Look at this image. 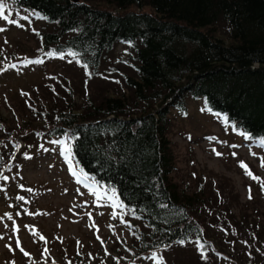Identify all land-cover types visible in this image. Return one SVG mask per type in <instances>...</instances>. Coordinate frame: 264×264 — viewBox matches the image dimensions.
Instances as JSON below:
<instances>
[{"label":"trees","instance_id":"1","mask_svg":"<svg viewBox=\"0 0 264 264\" xmlns=\"http://www.w3.org/2000/svg\"><path fill=\"white\" fill-rule=\"evenodd\" d=\"M6 1L12 9L47 17L34 31L37 55L27 59L55 51L70 61L67 53L75 52L80 64L71 63L83 70L85 81L99 79L106 89L88 87L78 100L69 78L53 74L56 88L50 82L44 87L47 94L42 89L39 100L34 99L38 103L29 105L41 123L29 128L19 123L16 129L26 139L24 148L30 138L45 143L65 136L78 170L107 191L115 190L126 206L123 213L136 247L119 264L164 245L189 249L198 238L208 247L211 226L247 228L245 219L236 220L221 206L209 207L206 182L190 190L172 178L176 161L168 132L171 113L186 116L188 98L200 99L207 112L227 119L233 133H245L259 145L264 138V0ZM119 44L127 46L124 57L114 56ZM24 59L14 65L22 66ZM85 63L90 78L81 67ZM18 150L12 156L23 152ZM8 157L0 152V172L9 167ZM254 230L244 243L248 255L252 246L264 247L262 229ZM181 239L183 246L176 243ZM192 247L188 262L179 264H222L209 248L202 259L195 243ZM88 251L76 248L80 254L72 251L70 259L63 254L62 263L117 264L116 259H87Z\"/></svg>","mask_w":264,"mask_h":264},{"label":"rangeland","instance_id":"2","mask_svg":"<svg viewBox=\"0 0 264 264\" xmlns=\"http://www.w3.org/2000/svg\"><path fill=\"white\" fill-rule=\"evenodd\" d=\"M7 12L12 13V19L29 15L31 24L20 20L24 25L21 28L0 19V28L6 29L0 32V114L3 120L0 124V152L4 157L9 155L6 162L9 167L0 172L9 177L7 182L0 180V188L4 189L0 191V235L4 237L0 240V264H66L62 263L65 262L62 255L73 258L72 251L76 256V248L79 250L81 247L90 250L88 252L91 256L88 255L87 259L92 257L93 260L95 256L100 261L119 260L123 256L131 258L130 247L133 251L136 247L132 245L134 242L127 226V216L122 213L127 224L121 223V209H115L117 216L114 219L110 202L97 200L92 188L102 197L112 193L90 179L78 182L83 177L71 174L70 167H74L80 175L81 172L72 161L69 164L65 156L61 155L62 144L67 142L65 136L59 140L61 144H53L51 141L37 143V139L30 138L28 141L31 144L24 148L27 145L26 139L16 129L19 123L27 128L41 123L38 117L33 119L29 105L32 106V102L34 105L38 103L34 99L39 100L38 96L43 94L42 89L48 88L50 82L56 88L57 82L51 78L53 74H58V77L63 74L69 78V83L77 89L78 100L88 87L101 92H106V89L98 84L99 79L85 81L83 70L69 63L68 59L44 56L40 57L44 61L42 64L8 67L10 62L19 63L17 59L34 58L37 55L38 40L34 31L45 23L23 10L12 9L6 1ZM125 47L119 44L114 56H126L123 52ZM6 67L7 70H4ZM43 92L47 94L46 90ZM201 109L200 99L188 98L186 116L180 115L177 110L171 113L168 137L176 161L171 176L181 187L190 190L198 188L200 181L206 182L209 194L212 195L209 207L221 206L234 215L236 220L245 219L243 221L247 228L242 231L233 230L232 227L230 230L221 226L210 227L206 237L209 245L205 248H209L214 260L222 264H264V247L259 244L252 246L248 255V245L244 244L249 243V237L254 236L257 227L262 229L260 236L264 238V191L259 181L245 175L240 167L243 161L254 175L264 180V167L260 166L264 150L243 135L233 133L220 115ZM17 145V152L22 148L23 152L12 156ZM231 145L239 147L233 148ZM213 148L222 155L217 156ZM233 152L236 153L235 157ZM25 154L31 158H25ZM18 196H23L24 201L18 200ZM5 213L11 214L13 219L9 220ZM13 221L19 229L15 233L12 230ZM93 223L95 227H92ZM41 236L45 239H40ZM17 239L29 256H25L16 247ZM6 244L11 245L13 250L5 247ZM189 245V249L152 248L142 256H137L142 259H133L137 261L127 264H154L149 258L154 252L162 255L165 263L188 262L195 250L192 247L194 243ZM45 247L47 253L44 252ZM105 249L110 255H105Z\"/></svg>","mask_w":264,"mask_h":264},{"label":"snow or ice","instance_id":"3","mask_svg":"<svg viewBox=\"0 0 264 264\" xmlns=\"http://www.w3.org/2000/svg\"><path fill=\"white\" fill-rule=\"evenodd\" d=\"M17 15H19V13H17ZM31 15L32 16H36V18H38V19H47V17L40 16L38 13H35L34 11L31 13ZM11 16H12L11 12H7L6 13V0H0V19L4 20L8 24H13V25H15L17 27H21V28H23L24 25L20 23V20L27 21L29 25L31 24V19H30L29 15L19 16V19H12ZM3 31H6V29L5 28H0V32H3ZM5 43H7V41H5ZM44 55L48 56V57H56V58H59V59H64V57H65V53H56L55 51L46 52V53H44ZM67 55L71 56L73 58V60H70L69 63L75 61L77 64H80V61L78 59H76V57L78 55L77 53L69 51L67 53ZM43 62H44L43 59H40V58L35 59V60H31V59L25 58L22 61L24 66H27V65H30V64H42ZM8 67L15 68L17 66L13 64V65H10ZM81 67H83L86 70V75L89 76V78H90L91 77V73L87 72L88 65L86 63L85 64H81ZM4 70H7V67ZM116 82L119 83V81H116ZM206 110L207 109H203V108L201 109V111H206ZM217 115L219 116V114H217ZM224 122L227 123V119L226 118H225ZM241 135H243L245 139H251V137L248 136L245 133H241ZM209 139L211 140V139H214V138H209ZM51 143H53V144H61L62 142L59 141V140H53V141H51ZM221 143H223V142H221ZM258 143H259V145L261 147H264V138H261L258 141ZM16 147L19 148L18 145ZM41 147H43V146L41 145ZM231 147L235 148V147H239V146L238 145H231ZM212 151L217 156H221L222 155V153L217 152L215 148H213ZM61 155L65 156L66 162L71 164V161H72V149L69 146V142H64L62 144ZM232 155L235 157L236 153L233 152ZM252 155L255 156L256 153H252ZM25 158L30 159L31 157H29V156H27V154H25ZM0 159H2V158H0ZM260 166L264 167V157L260 158ZM240 167L244 170L245 175H247L248 177H250L253 180L259 181L260 188H261L262 191H264V180H260L259 177L254 175L253 172L248 168V166L243 161L240 162ZM69 171L71 172V174L73 176L77 175V172L74 169V167H70ZM81 176L83 177V180H78V182H83V181H87L88 180L87 175L84 174L82 171H81ZM0 180L7 182L9 180V177L7 175H3L2 173H0ZM20 187L23 188V185H20ZM3 190H4L3 188H0V191H3ZM28 191H31V189H28ZM111 191H112V195H106V196L102 197L101 194L95 188H92L93 195L96 196L97 200L104 199L107 202H110L111 207L113 209L112 216H113L114 219L117 216V213H116L115 209H121V214H120L121 223L127 224V222L123 219V214H122L123 210L125 209L126 206L122 202H120L118 200V198L115 196V190L113 189ZM251 198H252L251 197V188H249V199H251ZM17 199L21 200V201H24L25 198L23 196H18ZM129 211H131L132 214L135 215L134 210L129 209ZM5 215L7 216V218L9 220L13 219L11 214L5 213ZM17 215H19V213H17ZM88 215H89V217H91V213H89ZM0 219H2V218H0ZM127 226L131 227L130 224H128ZM5 227H8V226L5 225ZM92 227H95V223H93ZM12 230H13L14 233L19 231L18 227L15 226V221H13V229ZM201 235H202V230H201ZM2 239H4V237L2 235H0V240H2ZM40 239L44 240L45 238L43 236H41ZM97 239H99V237H97ZM45 243H47L46 240H45ZM101 243L103 244V241H101ZM176 243H178L181 246H183L186 242H185V240L181 239V240L176 241ZM194 243H195V246H196L197 250L200 252L201 258L202 259H207V254H206V251H205V243L201 242V240L199 238L196 241H194ZM245 243H247V242H245ZM77 244H78V247H79L80 246L79 242H77ZM5 247L9 248L10 251L13 250L12 246L9 245V244H6ZM16 247L19 248V250L25 256H29L30 255L29 253H27L20 246L19 239L16 240ZM168 247H170V245H164L165 249H167ZM47 251H48V249H47V247H45L44 252L47 253ZM77 254L79 255L80 253L78 252ZM105 255H110V253L107 252V249H105ZM89 256H91V254H89ZM149 258L154 262V264H165L164 257L162 255H158L155 252L152 253V255ZM13 264H14V262H13ZM69 264H71V262H69ZM117 264H119L118 260H117Z\"/></svg>","mask_w":264,"mask_h":264}]
</instances>
